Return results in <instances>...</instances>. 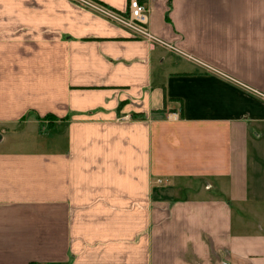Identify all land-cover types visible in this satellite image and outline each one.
<instances>
[{"label": "crops", "instance_id": "crops-1", "mask_svg": "<svg viewBox=\"0 0 264 264\" xmlns=\"http://www.w3.org/2000/svg\"><path fill=\"white\" fill-rule=\"evenodd\" d=\"M140 1L0 0V264H264V0Z\"/></svg>", "mask_w": 264, "mask_h": 264}, {"label": "built area", "instance_id": "built-area-1", "mask_svg": "<svg viewBox=\"0 0 264 264\" xmlns=\"http://www.w3.org/2000/svg\"><path fill=\"white\" fill-rule=\"evenodd\" d=\"M78 1L106 15L108 18L117 22L118 24L129 28L134 33L150 41H156V39L146 29L148 25L149 15L151 14V9L145 4H142L140 0H130L128 15L126 16L112 14L106 11L103 6L90 0Z\"/></svg>", "mask_w": 264, "mask_h": 264}, {"label": "trees", "instance_id": "trees-1", "mask_svg": "<svg viewBox=\"0 0 264 264\" xmlns=\"http://www.w3.org/2000/svg\"><path fill=\"white\" fill-rule=\"evenodd\" d=\"M95 3L99 4V5H102L101 3L95 1ZM48 119H51V117H47Z\"/></svg>", "mask_w": 264, "mask_h": 264}]
</instances>
